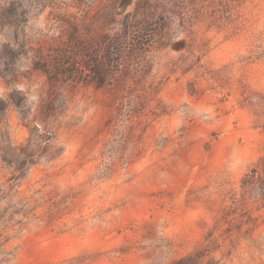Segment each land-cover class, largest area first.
Segmentation results:
<instances>
[{"label": "rangeland", "instance_id": "obj_1", "mask_svg": "<svg viewBox=\"0 0 264 264\" xmlns=\"http://www.w3.org/2000/svg\"><path fill=\"white\" fill-rule=\"evenodd\" d=\"M190 256L264 264V0H0V264Z\"/></svg>", "mask_w": 264, "mask_h": 264}, {"label": "trees", "instance_id": "obj_2", "mask_svg": "<svg viewBox=\"0 0 264 264\" xmlns=\"http://www.w3.org/2000/svg\"><path fill=\"white\" fill-rule=\"evenodd\" d=\"M195 256H197V255H195ZM175 264H197V263H196L195 257H191L190 256L188 258H185V259H182V260L178 261Z\"/></svg>", "mask_w": 264, "mask_h": 264}]
</instances>
